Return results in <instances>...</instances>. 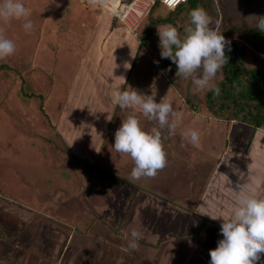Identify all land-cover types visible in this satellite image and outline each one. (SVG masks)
<instances>
[{
	"label": "rangeland",
	"instance_id": "1",
	"mask_svg": "<svg viewBox=\"0 0 264 264\" xmlns=\"http://www.w3.org/2000/svg\"><path fill=\"white\" fill-rule=\"evenodd\" d=\"M21 2L30 11L28 19L34 25L31 32L23 28L24 19H13L7 24L0 21L3 35L16 45L14 55L0 60V193L3 199L12 197L22 206L18 211L26 225L24 231L34 222L32 212L47 213L55 224L80 231H87L96 223L124 231L133 212L143 214L149 210L153 212L149 219H155V212L164 219L167 233H176L170 225L181 215L189 228L199 204L207 200L209 183L219 180L212 172L215 164L228 159L225 153L231 151L232 145L247 156L254 131L239 120L212 116L205 103L206 90L197 91L191 79L158 67V28L169 23L154 25L149 44L142 45L147 24L160 14L168 15V7L156 5L132 33L113 17L112 25L106 23L107 18L99 19L103 10L111 14L110 10L88 5L84 0ZM214 4L216 16L210 27L227 40L245 46L248 67L264 70V51L254 42L227 33L231 25L243 21L255 26L257 16H264V0H255L249 8L239 6L237 0H214ZM173 18V26L180 28L183 36L190 24L189 14L183 11ZM129 34L134 35L131 44L125 39ZM93 58L96 59L91 64ZM88 68L99 76L94 80L88 76L86 86L78 91V75ZM123 72L121 90L131 87L153 94L157 102L166 96L173 102L174 110L183 114L174 135H169L166 128L162 130L167 166L154 179L133 181L130 172L134 163L113 147L116 130L132 110L115 105L113 96L118 89L103 87L100 82L107 80L106 74ZM139 73L141 77H137ZM222 78L221 70L214 83ZM138 116L146 130L158 127L157 122L148 121L139 113ZM189 129L200 133L198 148L182 138L181 133ZM229 132L233 133L232 141L227 140ZM250 154L254 156L253 152ZM234 160L239 158H232V164ZM222 165V171L232 169ZM101 243L105 244L103 240ZM23 247L27 262L30 254L26 244Z\"/></svg>",
	"mask_w": 264,
	"mask_h": 264
},
{
	"label": "crops",
	"instance_id": "2",
	"mask_svg": "<svg viewBox=\"0 0 264 264\" xmlns=\"http://www.w3.org/2000/svg\"><path fill=\"white\" fill-rule=\"evenodd\" d=\"M103 13L99 19L107 18L108 22L106 20V23L112 21V17L116 19L109 12L103 10ZM99 19L97 17V21ZM110 23L112 25V22ZM132 35L125 36L130 44L131 39H134V35ZM112 36H116V34ZM131 58L132 53L129 56V61ZM95 59H92L91 64H94ZM109 61L110 59L107 58L106 62ZM140 73L137 77H141ZM124 74V72L111 76L106 74L107 80L100 82V85L102 84L103 87L107 85L113 90H119L125 80ZM88 76L94 80L97 79L99 73L89 68L80 71L79 81L75 83L78 91L80 88L82 91V87L86 86L85 79ZM72 103L74 104V100ZM80 104L76 105L82 108ZM253 131L254 135L249 137L251 144L247 156H244L243 152L232 145L231 151L225 153L228 159H220L213 167V175L218 176L219 180L209 183L211 186L207 187V200L203 199L199 204L194 213L195 220H191L190 227L186 228L183 224L182 215L173 219L174 222L170 227H173L176 233L164 231L166 224L164 225V219H159L158 212L153 215L155 219H149L151 218L150 213H153L149 212L150 210L144 211L143 214L133 212L130 219L126 220L124 231H113L98 223L95 224L96 227L94 225L87 231H80L77 227L55 224L54 218H51L47 213L32 212L34 222L31 223L29 229L24 231L26 225L19 215L22 206L19 202L12 201L10 199L12 197L7 196L8 200L3 199L0 193V264H210L209 252L222 239L221 220H213L201 213L229 215L236 203L238 186L264 196V130L253 128ZM231 135L233 133L229 132L227 140H233ZM250 152H253L254 156ZM236 157L239 160H234V164H232V158ZM222 164H227L232 169L222 171L224 167ZM36 206H40V204ZM173 206L180 205L173 204ZM168 209L177 213L176 209ZM9 212L10 214H7ZM196 212L206 218V224L199 236L197 235L199 228ZM185 217L187 218V215ZM100 225L103 228H100ZM132 228H137L144 234V238L139 241L138 250L128 248ZM185 229L189 230L185 231ZM196 238L199 239L198 243L195 241ZM101 240L105 242L104 245ZM25 244L30 254L27 262L24 261L26 253L24 254L22 251ZM21 257H23L22 260ZM257 264H264V254H261V259Z\"/></svg>",
	"mask_w": 264,
	"mask_h": 264
},
{
	"label": "clouds",
	"instance_id": "3",
	"mask_svg": "<svg viewBox=\"0 0 264 264\" xmlns=\"http://www.w3.org/2000/svg\"><path fill=\"white\" fill-rule=\"evenodd\" d=\"M91 5L107 6V0H88ZM170 11L187 0H163ZM190 24L182 36L177 27L166 25L158 28L161 58H169L176 65V76L191 79L197 91H211L219 97L221 88L214 83L218 73L228 64L225 48L230 41L218 30L210 27L212 18L202 7L189 13ZM30 11L21 0H3L0 3V21L5 24L11 20L24 19L23 28L31 32L34 25ZM255 27L264 33V16H257ZM0 28V60L7 59L16 52L15 43L3 35ZM113 103L131 113L122 120L115 132L114 149L117 153L129 156L134 163L130 178L154 179L167 166V153L164 149L162 130L174 135L182 123L183 114L173 108V102L164 96L157 102L155 95L143 94L128 87L115 91ZM138 113L148 121H155L158 127L145 129ZM111 120L110 118H107ZM182 138L194 147L200 146V133L189 129L181 133ZM98 152V151H97ZM236 203L229 215H211L213 220H221L222 239L209 252L210 264H257L264 254V196L238 186ZM144 234L132 228L128 248L139 249V241Z\"/></svg>",
	"mask_w": 264,
	"mask_h": 264
},
{
	"label": "trees",
	"instance_id": "4",
	"mask_svg": "<svg viewBox=\"0 0 264 264\" xmlns=\"http://www.w3.org/2000/svg\"><path fill=\"white\" fill-rule=\"evenodd\" d=\"M254 2L255 0H237V4L245 8H249ZM156 5H162L161 0H156L154 7ZM196 7L205 9L212 19L216 16L214 0H187V4H180L175 11H169V14L165 16L160 14L157 19L153 20V23L147 24L143 40H141L142 45L149 44L148 37L154 25L167 23L174 25L173 15L178 16L183 11L189 14ZM114 21L118 20L114 19ZM178 30L181 31L180 28ZM227 33L254 42L258 49L264 51V33L259 32L255 26L249 25L246 21L240 25H231ZM225 54L228 57V64H225L222 69L223 78L215 83L221 88V94L216 97L211 91L205 93L207 110L216 118H225L228 121L239 120L255 129L264 127V105L262 104L264 70L246 65V48L236 40H230ZM157 64L166 73L177 71L171 59L161 58V55ZM204 224H206V218L198 216V236ZM195 241L198 243L199 239L196 238Z\"/></svg>",
	"mask_w": 264,
	"mask_h": 264
},
{
	"label": "built area",
	"instance_id": "5",
	"mask_svg": "<svg viewBox=\"0 0 264 264\" xmlns=\"http://www.w3.org/2000/svg\"><path fill=\"white\" fill-rule=\"evenodd\" d=\"M89 4L88 0H84ZM156 0H107V6L111 14L125 26L130 32H135L142 21L149 15ZM162 4L167 7L161 0Z\"/></svg>",
	"mask_w": 264,
	"mask_h": 264
}]
</instances>
